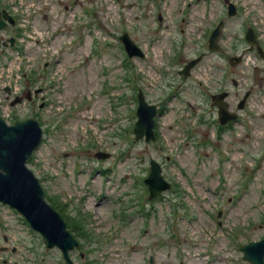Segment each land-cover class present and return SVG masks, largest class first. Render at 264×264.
Returning <instances> with one entry per match:
<instances>
[{"label":"rangeland","instance_id":"obj_1","mask_svg":"<svg viewBox=\"0 0 264 264\" xmlns=\"http://www.w3.org/2000/svg\"><path fill=\"white\" fill-rule=\"evenodd\" d=\"M231 1L233 16L224 0H0L17 19L0 31L16 38L0 48V113L39 115L43 138L27 166L88 230L89 243L70 252L77 264H250L239 246L264 235V62L244 33L252 26L264 49V0ZM123 31L143 57L129 61ZM200 53L185 78L176 73ZM223 83L239 119L219 132L208 93ZM39 84L42 99L11 108L6 86L24 97ZM138 87L162 109L153 141L132 132ZM150 158L171 184L153 200ZM0 222V264H64L12 208L0 205Z\"/></svg>","mask_w":264,"mask_h":264},{"label":"water","instance_id":"obj_2","mask_svg":"<svg viewBox=\"0 0 264 264\" xmlns=\"http://www.w3.org/2000/svg\"><path fill=\"white\" fill-rule=\"evenodd\" d=\"M227 3L228 13L233 14L235 12L234 6L229 1ZM1 16L0 29L6 24L4 19L12 20L10 16L5 14V11L2 12ZM220 27L221 23L216 26L209 38V48L212 50L217 48V39L221 32ZM245 38L257 46L264 60V53L251 29L246 31ZM120 39L129 56H142L139 47L129 39L126 33ZM198 60L199 58L189 62L187 67L195 64ZM226 94V92H222L213 97L218 107L221 123L235 118V115L227 110V103L223 101ZM19 100L17 98L15 101ZM136 114L138 116V121L134 127L136 138H140L143 134H145L146 139L152 138L154 107H148L141 100ZM41 136L42 129L39 122L33 117L24 121H17L10 126L0 117V200L15 207L24 215L30 226L41 234L46 247L56 245L62 249L64 255H67V250L77 245V242L66 230V225L60 214L44 201L43 191L38 180L24 164L32 150L40 142ZM96 156L107 157L108 154L97 153ZM144 181L148 186L150 198L159 195L162 190L170 186L161 175L159 164L153 160H151L150 171ZM241 250L244 252V259L253 264H264V237L242 246Z\"/></svg>","mask_w":264,"mask_h":264},{"label":"flooded vegetation","instance_id":"obj_3","mask_svg":"<svg viewBox=\"0 0 264 264\" xmlns=\"http://www.w3.org/2000/svg\"><path fill=\"white\" fill-rule=\"evenodd\" d=\"M160 15V14H159ZM159 15H157V17H158V20H161V15L159 16ZM151 47H153V45L151 44ZM249 48H254V47H251V46H249ZM145 51L146 52H148V49H147V47H146V49H145ZM239 55H241V58H242V56H243V53H241V54H239ZM233 56H231L230 58H229V60L231 61L233 58H232ZM240 60H242V59H240ZM176 73L177 74H180V69H177L176 70ZM182 77H183V75H182ZM183 78H185V77H183ZM231 81H232V83L233 84H236V80L235 79H231ZM225 83H223V85H221V86H219L218 87V89L217 90H215L214 92H209L208 93V100H209V102H210V107L212 108H215L216 109V111H217V108H216V106H215V102H213V97L217 94V93H219V92H221V91H223V90H225V91H227V89L225 88V85H224ZM39 91H42L43 92V89L42 88H40V89H34V94L35 95H37V93L39 92ZM230 96V92L229 91H227V96H226V98H228ZM33 99H36V97H34ZM227 100V99H226ZM227 102H228V104H229V100H227ZM229 106V105H228ZM231 111H233V109H231ZM228 126V124H226L224 127H227Z\"/></svg>","mask_w":264,"mask_h":264}]
</instances>
